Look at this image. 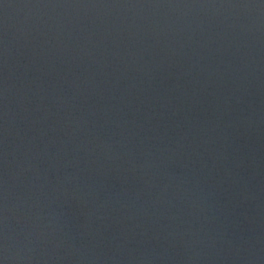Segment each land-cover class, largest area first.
I'll return each mask as SVG.
<instances>
[{"label":"water","instance_id":"1","mask_svg":"<svg viewBox=\"0 0 264 264\" xmlns=\"http://www.w3.org/2000/svg\"><path fill=\"white\" fill-rule=\"evenodd\" d=\"M0 264H264V0H0Z\"/></svg>","mask_w":264,"mask_h":264}]
</instances>
